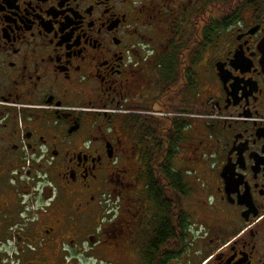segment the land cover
Returning <instances> with one entry per match:
<instances>
[{"label": "flooded vegetation", "instance_id": "1", "mask_svg": "<svg viewBox=\"0 0 264 264\" xmlns=\"http://www.w3.org/2000/svg\"><path fill=\"white\" fill-rule=\"evenodd\" d=\"M76 262L264 264V0H0V264Z\"/></svg>", "mask_w": 264, "mask_h": 264}, {"label": "rangeland", "instance_id": "2", "mask_svg": "<svg viewBox=\"0 0 264 264\" xmlns=\"http://www.w3.org/2000/svg\"><path fill=\"white\" fill-rule=\"evenodd\" d=\"M196 167L197 168H201V166L198 165V164H196ZM196 171L197 172L195 173V175H201L202 174V176L207 177L206 174H204V172H201L202 171L201 169L200 170H196ZM206 171H207V169H206ZM193 189L195 190L194 193H193L194 194V201L197 202V203H198V201H203L204 200V197H203L204 189H207V187L205 185H202L201 183H199L197 181V183L194 185ZM195 209L199 212L198 208H195ZM197 214L199 215V216L197 215V217H202L204 219H207V216L205 214H202L200 212L197 213ZM197 219H199V218H197ZM75 255H76V259L79 262L82 261V259L89 257V256H87V254H85V251H80V252L76 253ZM76 264H78V262H76Z\"/></svg>", "mask_w": 264, "mask_h": 264}, {"label": "trees", "instance_id": "3", "mask_svg": "<svg viewBox=\"0 0 264 264\" xmlns=\"http://www.w3.org/2000/svg\"><path fill=\"white\" fill-rule=\"evenodd\" d=\"M182 189V188H181ZM156 253H157V251H155V253H153V252H148V257L149 258H154L155 256H156Z\"/></svg>", "mask_w": 264, "mask_h": 264}]
</instances>
